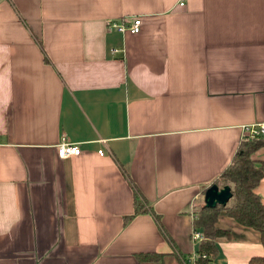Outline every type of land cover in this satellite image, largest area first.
<instances>
[{
  "label": "crops",
  "instance_id": "0c3cea01",
  "mask_svg": "<svg viewBox=\"0 0 264 264\" xmlns=\"http://www.w3.org/2000/svg\"><path fill=\"white\" fill-rule=\"evenodd\" d=\"M259 121L264 0H0V264H190L204 189ZM214 224L207 264L264 254Z\"/></svg>",
  "mask_w": 264,
  "mask_h": 264
},
{
  "label": "trees",
  "instance_id": "16d2710c",
  "mask_svg": "<svg viewBox=\"0 0 264 264\" xmlns=\"http://www.w3.org/2000/svg\"><path fill=\"white\" fill-rule=\"evenodd\" d=\"M261 147H264L263 138L245 137L238 145L235 154L232 156L227 167L221 171L218 179L213 183L220 184L219 179H223L230 184V192L233 195V203L229 206L206 207L201 206L192 219L194 229L200 228L202 240H200L199 252L208 253L215 256L214 239L220 235L228 236V231L215 227V221L220 211L233 221L245 227H251L258 233L260 244L264 251V203L261 202L254 188L264 177V157L259 160L253 159L251 155ZM212 184V183H211ZM133 205V215L125 217L128 220L138 212H143L142 199L135 193ZM141 260H156L159 255L137 254ZM210 259V258H209ZM248 264H264V254L262 256H251Z\"/></svg>",
  "mask_w": 264,
  "mask_h": 264
},
{
  "label": "built area",
  "instance_id": "2783aa9c",
  "mask_svg": "<svg viewBox=\"0 0 264 264\" xmlns=\"http://www.w3.org/2000/svg\"><path fill=\"white\" fill-rule=\"evenodd\" d=\"M140 19L138 17L131 18L130 22L124 24L122 21H116L115 19L107 20L106 27L114 28L119 32H127L137 33L140 29ZM243 135L242 137H251V138H263L264 139V121H259V123L255 124H246L243 127ZM81 149L79 144L77 143H67L64 141L59 142V145L56 149V154L58 158H64L68 156L78 155ZM98 155H102V150H97ZM190 238L195 241L200 242L202 240V232L197 229H192L190 233ZM210 256L208 253L203 252H195L190 258V264H207Z\"/></svg>",
  "mask_w": 264,
  "mask_h": 264
},
{
  "label": "water",
  "instance_id": "95a60500",
  "mask_svg": "<svg viewBox=\"0 0 264 264\" xmlns=\"http://www.w3.org/2000/svg\"><path fill=\"white\" fill-rule=\"evenodd\" d=\"M203 206L206 207H216V206H225L232 194L230 192V186L224 184L222 186H217L213 183L208 185L203 192Z\"/></svg>",
  "mask_w": 264,
  "mask_h": 264
},
{
  "label": "rangeland",
  "instance_id": "374dc122",
  "mask_svg": "<svg viewBox=\"0 0 264 264\" xmlns=\"http://www.w3.org/2000/svg\"><path fill=\"white\" fill-rule=\"evenodd\" d=\"M219 181H220V183L222 184V185H224V184H227V185H229L230 186V184L229 183H227V181H224L223 179H219ZM221 185V186H222ZM218 186V185H217ZM231 202V201H230ZM226 206H229V205H226ZM200 208V207H199ZM199 210V209H198ZM197 210V211H198ZM220 213V212H219ZM219 215V214H218ZM218 217V216H217ZM216 227V226H215ZM217 228V227H216Z\"/></svg>",
  "mask_w": 264,
  "mask_h": 264
}]
</instances>
